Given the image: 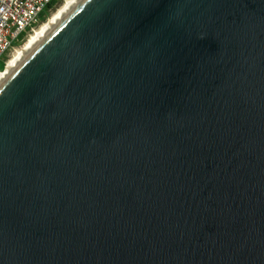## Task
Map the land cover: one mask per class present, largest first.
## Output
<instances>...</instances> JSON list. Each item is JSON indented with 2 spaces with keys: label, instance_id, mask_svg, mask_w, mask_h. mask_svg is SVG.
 Segmentation results:
<instances>
[{
  "label": "water",
  "instance_id": "water-1",
  "mask_svg": "<svg viewBox=\"0 0 264 264\" xmlns=\"http://www.w3.org/2000/svg\"><path fill=\"white\" fill-rule=\"evenodd\" d=\"M0 264H264V0H73L0 75Z\"/></svg>",
  "mask_w": 264,
  "mask_h": 264
},
{
  "label": "built area",
  "instance_id": "built-area-1",
  "mask_svg": "<svg viewBox=\"0 0 264 264\" xmlns=\"http://www.w3.org/2000/svg\"><path fill=\"white\" fill-rule=\"evenodd\" d=\"M55 0H0V61L25 41L47 17ZM2 70L0 69V73Z\"/></svg>",
  "mask_w": 264,
  "mask_h": 264
},
{
  "label": "bare ground",
  "instance_id": "bare-ground-1",
  "mask_svg": "<svg viewBox=\"0 0 264 264\" xmlns=\"http://www.w3.org/2000/svg\"><path fill=\"white\" fill-rule=\"evenodd\" d=\"M73 0H65L63 4L47 19L41 23L27 38L23 46L13 51L6 61L5 69L12 63V61L72 2ZM4 69V70H5ZM0 75L3 73V71Z\"/></svg>",
  "mask_w": 264,
  "mask_h": 264
},
{
  "label": "rangeland",
  "instance_id": "rangeland-1",
  "mask_svg": "<svg viewBox=\"0 0 264 264\" xmlns=\"http://www.w3.org/2000/svg\"><path fill=\"white\" fill-rule=\"evenodd\" d=\"M65 0H59L57 3H56V5L53 7V8H51V10H50V12H49V14H48V16H47V18H46V20L45 21H47V19L63 4V2H64ZM45 21H43V22H45ZM42 22V23H43ZM27 40V39H26ZM25 40V41H26ZM25 41H23L20 45L21 46H23V44L25 43ZM21 46H16L15 47V49H12L10 52H9V57H10V55L13 53V51L14 50H16V49H18V48H20ZM0 68H2V61H0ZM5 69V68H4Z\"/></svg>",
  "mask_w": 264,
  "mask_h": 264
},
{
  "label": "trees",
  "instance_id": "trees-1",
  "mask_svg": "<svg viewBox=\"0 0 264 264\" xmlns=\"http://www.w3.org/2000/svg\"><path fill=\"white\" fill-rule=\"evenodd\" d=\"M59 0H55L49 7L50 8H53L55 5H56V3L58 2ZM46 18L47 17H44L43 19H42V22L43 21H45L46 20ZM22 42H20L19 44H17V45H20ZM4 66H5V62H2V68H0L1 70H3L4 69Z\"/></svg>",
  "mask_w": 264,
  "mask_h": 264
},
{
  "label": "clouds",
  "instance_id": "clouds-1",
  "mask_svg": "<svg viewBox=\"0 0 264 264\" xmlns=\"http://www.w3.org/2000/svg\"><path fill=\"white\" fill-rule=\"evenodd\" d=\"M4 68H5V66H4ZM4 70V69H3Z\"/></svg>",
  "mask_w": 264,
  "mask_h": 264
}]
</instances>
